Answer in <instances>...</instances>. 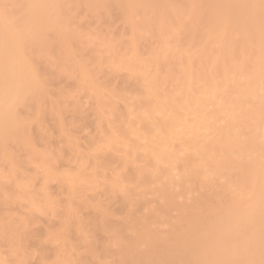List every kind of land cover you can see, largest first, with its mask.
<instances>
[{"label":"bare ground","instance_id":"1","mask_svg":"<svg viewBox=\"0 0 264 264\" xmlns=\"http://www.w3.org/2000/svg\"><path fill=\"white\" fill-rule=\"evenodd\" d=\"M0 172V264H264V0H0Z\"/></svg>","mask_w":264,"mask_h":264},{"label":"rangeland","instance_id":"2","mask_svg":"<svg viewBox=\"0 0 264 264\" xmlns=\"http://www.w3.org/2000/svg\"><path fill=\"white\" fill-rule=\"evenodd\" d=\"M75 22H76V24L77 25H81L82 27V29L85 31V40H87V41H90L91 43H92V48L94 49V50H103L104 48H103V46H101L100 44H99V39L97 38V35H100V37L101 38H103V39H105V40H107V41H112L114 38L111 36V33L112 32H115V31H117L118 29H120L121 28V25H117V26H115V27H113V28H111V27H107L106 25H103V24H98L96 21H95V19L93 18V16L88 12V11H85V12H83V14L82 15H80L78 18H76V20H75ZM118 31H120V30H118ZM214 49H216V47H214ZM121 73H123V74H126V73H128V71H126V70H121ZM235 79H237L238 80V82L240 83V84H246L248 81H249V79L247 78V77H245V76H239V77H234ZM234 80V79H233ZM231 83H232V81L231 80H229V82L227 83V84H225V85H221L222 86V88L221 89H223V90H226V89H228V88H230V86H231ZM69 84H70V82H69ZM73 83L71 82V84H70V86L72 85ZM219 104H220V101H218V100H215L214 101V103H213V105H211V106H209L207 109L208 110H211V111H215V110H217L218 108H219ZM90 114V113H89ZM225 117V115L224 114H221V120L217 123V126H223L224 125V121H222V119ZM49 125H51V123H49ZM48 125V126H49ZM86 127V129L85 128H83V127H81V128H76L75 130L73 129V135H78L79 133H80V136L78 137V136H76L77 138H80V146H81V148L83 147V145H84V143H83V141H84V139L85 138H83V137H86V135H87V132L90 130L89 128H87L88 126L86 125L85 126ZM47 128H51V126H49V127H47ZM80 129H81V131H80ZM89 129V130H88ZM50 130V129H49ZM77 130V131H76ZM84 130V131H83ZM76 131V132H75ZM85 132V133H84ZM83 133V134H82ZM201 133H203V134H207L208 132L207 131H201ZM89 134V133H88ZM82 135V136H81ZM64 162H65V164H64ZM64 162H59V164H60V166H59V164H57V168L59 169V168H61L62 166H63V169L64 170H69L70 171V173H74V171H72L73 169H74V163H71V164H69V163H66V161H64ZM69 164V165H68ZM34 165V166H33ZM66 165V166H65ZM29 166V167H28ZM36 166H38V165H36L35 163L33 164L32 163V165H27V167H26V171H28V169H29V171L28 172H26V173H30L29 175H33V172H34V169H35V174L37 173L38 174V172L36 171ZM68 166V167H67ZM76 166V165H75ZM32 168V171H30L31 170V168ZM35 167V168H34ZM73 168V169H72ZM64 170H62V168H61V172H63ZM74 170H76V169H74ZM39 171H41V170H39ZM68 171V172H69ZM72 171V172H71ZM65 172V171H64ZM1 173V172H0ZM41 173V172H40ZM35 175V177L37 178L38 176H39V174L38 175ZM42 174L43 173H41V175L39 176L40 178H42ZM173 174L174 175H177V171H174L173 172ZM39 177H38V181L37 180H35V181H37V182H35L34 183V185L36 186L38 183H40L39 182ZM213 181L217 184V183H221V182H223V179H221L220 177H218V176H216V177H214L213 178ZM57 183L55 182L54 183V185H53V183L51 182L50 184H49V192H51V194H56V189L58 188L57 186ZM38 187H39V184L37 185ZM53 186H54V188H53ZM57 187V188H56ZM37 188V187H36ZM53 190H54V192H53ZM41 194H43L42 192H40ZM102 200L104 201V198H102ZM114 207V211L117 209L118 210V206H113ZM112 207V208H113ZM116 210V211H117ZM41 216V217H40ZM51 216H48V215H46V218H45V215H39V221L41 222V223H39L40 224V226L41 227H39L38 226V228H42V226H43V228H45L46 226H48V227H50L49 226V224L51 223V227H53V225H54V227L55 226H57V223H58V221L56 220V219H54V218H52ZM43 219H45V220H43ZM48 219V220H47ZM55 220H56V222H55ZM44 221V222H43ZM45 221H47V222H45ZM54 222V223H53ZM47 223V224H46ZM45 226V227H44ZM47 227V228H48Z\"/></svg>","mask_w":264,"mask_h":264}]
</instances>
